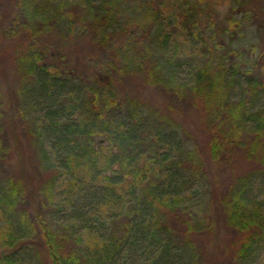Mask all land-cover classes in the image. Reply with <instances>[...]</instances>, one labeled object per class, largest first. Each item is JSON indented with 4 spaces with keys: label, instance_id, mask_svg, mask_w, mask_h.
Instances as JSON below:
<instances>
[{
    "label": "trees",
    "instance_id": "16d2710c",
    "mask_svg": "<svg viewBox=\"0 0 264 264\" xmlns=\"http://www.w3.org/2000/svg\"><path fill=\"white\" fill-rule=\"evenodd\" d=\"M177 1L10 0L0 14L16 81L0 88V264H209L224 233L231 262L259 264L264 80L239 21L216 27L214 0H185L172 26ZM182 35L201 38L195 58L171 47ZM237 152L248 167L216 194L208 169Z\"/></svg>",
    "mask_w": 264,
    "mask_h": 264
},
{
    "label": "rangeland",
    "instance_id": "374dc122",
    "mask_svg": "<svg viewBox=\"0 0 264 264\" xmlns=\"http://www.w3.org/2000/svg\"><path fill=\"white\" fill-rule=\"evenodd\" d=\"M185 0H178L177 3L173 4L168 8L166 15L172 17H168L167 21L171 22L172 26H175L177 20L175 21V9L178 8L179 6H183L185 4ZM206 1V0H205ZM208 1V0H207ZM195 2V0H188V10L190 6ZM216 3L215 6H210L207 5L210 9L208 10L212 14V19L215 21L216 27H219V23H224L226 22V18H232L233 20L239 21L238 27L234 30V36L232 37L234 41L236 42V45L244 50L246 53V56H249V59L256 61L258 63L259 68H260V78L259 80H264V0H214ZM241 2V5H240ZM173 3V2H172ZM208 3L213 4L212 0H209ZM11 5L12 2L10 0H0V14L3 18H6L9 16V13L11 11ZM237 12L234 14V12ZM172 13V14H171ZM210 15V14H209ZM181 22H184V19H179ZM191 21L188 22V30L190 27ZM202 24V23H201ZM213 25V24H212ZM215 27V28H216ZM189 33V31H188ZM201 40L194 37V36H189L188 35V42L185 40V36H180V38L176 41H178L176 44V41H171V47L174 49L175 45H178L179 50H183L184 52H188V59H193L195 56L199 55L200 51L202 50L201 43L199 42ZM179 50H176L177 54ZM174 51V50H173ZM176 54V53H175ZM184 57V56H183ZM197 59V58H196ZM189 62V61H188ZM0 71H1V76H0V83H1V92L3 98H5V92L9 91L11 92V96H13V89H15L16 81H15V76H13V68H12V63H11V58L9 55V52L3 51L0 54ZM191 67L188 66V69L186 72H190ZM12 76V77H11ZM185 73H182L180 75V80L186 81L187 80V75L185 76ZM188 75V79H189ZM126 87L128 85V82H126ZM135 88V86H134ZM136 90L138 88H135ZM133 89V91H135ZM141 96H146L149 97L150 95L153 97V100H157L159 98L160 101H165L167 100L166 97L164 96H158L157 93H155L154 90L152 92H147L145 89L142 91L140 94ZM161 95V94H160ZM151 97V98H152ZM157 97V98H156ZM13 99V98H12ZM6 103V102H5ZM186 113H183L185 115ZM184 122L186 126L191 129L192 133L193 130H195V125L192 120V117H186L184 119ZM18 131V130H17ZM16 133H19L17 132ZM193 135V134H192ZM102 136H99L98 138L100 139ZM17 143L19 144V149L21 151L26 152L25 156V162H24V157L20 155L18 158L23 161V163H26V160L28 157H36L34 155V150L28 145V138H26L24 135L19 133V136L17 137ZM17 150V148H16ZM20 152V151H19ZM238 154L236 155L235 160L232 161L233 167H228L227 170L223 169L221 167L223 166H216L213 168L208 169L210 181H215L216 183H213V188H216V194H220L221 191L223 190L224 186L231 181V179L235 176L236 174L239 173L241 170H246L248 165L245 163L242 154L237 152ZM237 159V160H236ZM14 161L16 160L15 158L13 159ZM26 165V164H25ZM27 167V165H26ZM231 168L230 170H228ZM264 189V187H261ZM224 191V190H223ZM254 191H257L255 189ZM224 233V232H223ZM231 234H223L221 237V240L218 242V238L214 240L213 244L217 245L216 247L219 248L216 251V254H212L213 258L212 262L210 259L209 264H234L231 262V256L227 253L223 254L222 252V247L227 246L229 238L231 237ZM216 260V262H215ZM254 263H259V264H264V252L262 254V257L259 258V255L254 257L252 260Z\"/></svg>",
    "mask_w": 264,
    "mask_h": 264
}]
</instances>
